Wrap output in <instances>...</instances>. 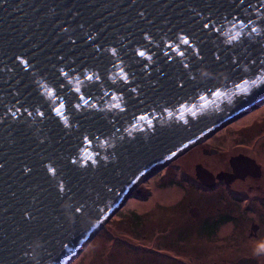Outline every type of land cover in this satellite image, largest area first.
Instances as JSON below:
<instances>
[{"label": "water", "instance_id": "1", "mask_svg": "<svg viewBox=\"0 0 264 264\" xmlns=\"http://www.w3.org/2000/svg\"><path fill=\"white\" fill-rule=\"evenodd\" d=\"M257 7V0H0V264H71L139 183L264 105V69L251 62L264 59V35L240 29L245 35L234 42L229 23L251 16L264 27ZM209 15L219 31L203 29ZM61 104L63 119L55 112ZM181 105L198 115L185 114V123ZM88 155L96 165L71 163Z\"/></svg>", "mask_w": 264, "mask_h": 264}, {"label": "flooded vegetation", "instance_id": "2", "mask_svg": "<svg viewBox=\"0 0 264 264\" xmlns=\"http://www.w3.org/2000/svg\"><path fill=\"white\" fill-rule=\"evenodd\" d=\"M189 150L190 156L181 154L174 158L178 159L175 164L166 166L168 180L179 186L177 202L144 206L149 212L140 229L146 230H142L146 242L141 237L140 241L147 250L134 252L130 264H210L218 243L221 254H239L223 264L243 257L263 264L264 124L228 123ZM133 227L130 233L135 238ZM121 231L117 225L107 236L117 244L124 241L117 235Z\"/></svg>", "mask_w": 264, "mask_h": 264}, {"label": "rangeland", "instance_id": "3", "mask_svg": "<svg viewBox=\"0 0 264 264\" xmlns=\"http://www.w3.org/2000/svg\"><path fill=\"white\" fill-rule=\"evenodd\" d=\"M233 122L238 124H264V105L254 109ZM191 154L192 152L189 150V152L186 151L182 155L190 156ZM177 160L178 159L172 160L169 164L165 165V167H170L172 164H175ZM165 167L149 179L142 181L136 186L135 192L125 203L126 206L124 205L125 207H122L123 209H120L121 211L114 215L105 224L102 232L97 233L94 236L81 254H79V256L74 259L71 264H130L134 260V252L140 253L147 250L146 245H144L145 243L142 244L143 242H146L143 240L144 232L142 230L144 229H140L144 227L140 226L145 224V218L149 212V210L145 209L144 206L166 202L176 203L178 198L177 193L179 186L173 180H168V177L170 176H167L168 168ZM140 189V192H136ZM150 191L151 195L148 198L147 196ZM133 210L137 211L140 216L137 213H133ZM132 221L133 224H131ZM117 225L118 230H122L121 232H118L117 235L124 239V241L114 244L115 240L107 235L109 231L115 230ZM133 226L136 227L135 238L131 237L130 233L131 230L132 232L134 231ZM144 231L146 232V230ZM148 235L151 234L148 233ZM140 237L143 242L140 241ZM221 246L222 244L218 243L217 247L213 249L216 252V258L211 260L210 264H223L224 262H230L238 257L239 254L237 255L234 252H224L221 254L223 252ZM156 247H159V245H156ZM102 251H104L105 254L109 253V255H101L100 253Z\"/></svg>", "mask_w": 264, "mask_h": 264}, {"label": "snow or ice", "instance_id": "4", "mask_svg": "<svg viewBox=\"0 0 264 264\" xmlns=\"http://www.w3.org/2000/svg\"><path fill=\"white\" fill-rule=\"evenodd\" d=\"M245 0H239V3L240 4H244ZM257 9H256V15L261 19V20H264V13H262V9H264V0H257ZM252 5L249 4V8H251ZM139 15L143 16V12H140ZM223 20H228V17L225 16V17H222ZM229 23L232 24L233 28H236L237 31H236V34L234 36L231 37V40L234 41V42H240L245 33L243 31H240V29H249V36L251 35H256V36H261V35H264V27H259V26H256V21L252 19L251 16H249L246 20H241L239 19V17H233L231 21H229ZM203 29L207 30V29H213L215 31H219V29H215L214 27V21L212 19V17L209 15L207 21L205 23H203L202 25ZM73 43H75V41H72ZM181 43H183L184 45H188L189 47H191V43H190V40L187 36H184L182 37L181 39ZM113 55H116V52L115 50H113ZM182 54V53H181ZM137 55L142 58V59H148L150 60L151 57L148 56L146 57L145 55V52L144 51H139L137 53ZM217 59H219V57H217ZM253 64L259 62V64L261 65V68L264 69V59H259L258 61L257 60H252L251 61ZM20 63L22 65L25 66V68H27V66L30 64L29 61L27 60H24V59H20ZM233 63H237V61H234ZM64 75H67V73H63ZM125 83H128V75L126 73L123 72V69L121 70V77H120ZM87 79L89 81H92L94 79V76L93 75H89L87 76ZM95 79H99V76L96 75L95 76ZM244 83H248L247 80L244 81ZM253 83H255V81H253ZM261 83H264V80H261ZM181 87H183V85H181ZM77 92L80 91V89H76ZM133 92L136 91L135 88L132 89ZM242 91H246V90H242ZM213 95H215L216 97H220L222 95V93L219 91V90H216ZM201 100H205L206 97L205 96H200L199 97ZM81 99H83V97H81ZM118 98L113 96V100H117ZM87 103V102H85ZM206 106V105H205ZM23 107V105H22ZM77 107H80L79 105H77ZM113 107L117 110H120V111H125L126 109L123 108L121 106L120 103H116L113 105ZM64 108V105L61 104L60 107L56 108L55 109V112L57 114V116H60L62 119H63V112L61 111V109ZM30 114V113H29ZM185 114H188V115H191L192 117H196L198 115L197 111H195L192 107H189L187 105H181V110H180V120L182 121H185V123L187 122L185 120ZM41 115H43V113H41ZM169 115L171 116L172 113L169 112ZM141 120H146L147 118L144 117V116H141L140 117ZM65 124L67 125V121L65 120ZM148 126L151 128L152 127V124H151V121H148ZM140 131H143L144 129H139ZM129 135L131 136V133H129ZM84 140L88 143H91V141L88 139L87 136L84 137ZM71 163L73 165H77L79 163V165L81 167H87L90 164L92 165H96L97 164V160L94 159L91 155H88L86 156V158H84L82 161H79L76 160V159H73L71 160ZM5 165L3 163H0V169L4 168ZM25 172H28L30 171V169L28 168H25L24 169ZM47 172L48 173H51L53 175V177L55 175H57V169L55 167H47ZM65 190V186L63 185V183L60 184V191H64Z\"/></svg>", "mask_w": 264, "mask_h": 264}]
</instances>
